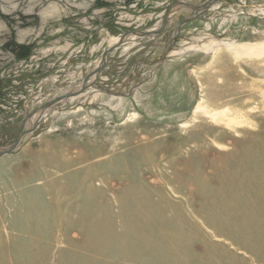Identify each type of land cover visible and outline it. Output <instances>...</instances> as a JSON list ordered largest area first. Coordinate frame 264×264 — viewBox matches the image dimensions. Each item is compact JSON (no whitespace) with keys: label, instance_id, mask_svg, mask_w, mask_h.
<instances>
[{"label":"rangeland","instance_id":"374dc122","mask_svg":"<svg viewBox=\"0 0 264 264\" xmlns=\"http://www.w3.org/2000/svg\"><path fill=\"white\" fill-rule=\"evenodd\" d=\"M173 1L0 0V79L13 87L0 145L16 140L29 97L32 112L79 84ZM193 14L173 15L157 47L136 38L110 54L98 83L126 92L138 74L131 96L92 86L0 158V264H264V56L198 47L263 42L264 0L215 1L151 75ZM201 100L218 117L195 113Z\"/></svg>","mask_w":264,"mask_h":264},{"label":"water","instance_id":"95a60500","mask_svg":"<svg viewBox=\"0 0 264 264\" xmlns=\"http://www.w3.org/2000/svg\"><path fill=\"white\" fill-rule=\"evenodd\" d=\"M215 1H219V0H206L202 4H194L188 0H174L171 3V5L167 8V10L164 12L158 24H156L153 28L129 30L123 33L118 38V41L115 44L108 46L101 55V61L97 64V66L93 70H91V72L85 75V77L79 84L71 85L69 88L60 92L52 99H49L47 102L41 105L40 108L32 112H28L27 107L29 103L30 102L35 103L39 101L40 97L38 96L29 97L24 102L23 105V112L25 113V116L22 119L21 125L19 127L17 138L13 143H10L8 145H0V158L6 154H13L19 151L20 148H22L23 145L26 143L28 137L34 134L40 122L44 119V117H46L47 115L46 113H50L51 111H53L58 104H60L67 98H72L84 94L92 86H96L102 92L115 97L131 96L134 90L143 82V80H139L138 74L136 75L137 83L126 92L114 91L98 83V78L101 76L103 71H105L108 68V61L110 54L114 50L122 46L128 40H135L136 38L155 39V42L148 45V47L159 46V37H161L168 28L169 23L172 21L173 15H175L178 11L184 8H191L194 11V14L191 16H187L179 24H177L175 33L172 35L171 38L167 40V44L164 46V52L162 57L158 59L156 62L152 63V65L154 66V70H152L151 72L152 75L155 69L158 68V66L161 63H163L166 59L169 58L170 49L172 45L178 40L184 25L202 17L203 12L206 11ZM32 118H34V121H31Z\"/></svg>","mask_w":264,"mask_h":264},{"label":"bare ground","instance_id":"6f19581e","mask_svg":"<svg viewBox=\"0 0 264 264\" xmlns=\"http://www.w3.org/2000/svg\"><path fill=\"white\" fill-rule=\"evenodd\" d=\"M117 41H118V38H115V42H117ZM198 47L200 49H204V50H213L214 52H217V53H219L222 50H224V51L228 50L229 52H231L236 57L237 56L238 57H240V56H251V57H253V56H255V57L256 56L257 57L264 56V41L260 42V43H234V42H226L224 40L213 39V40L209 41V43H203V44L199 45ZM187 48L182 49L180 51H176L175 54H181ZM200 111H202L204 113H210L213 118L218 117V114L215 111L207 112V105L202 100L197 104V106L195 108V113H199ZM220 200L222 201V204H223V195L222 194L220 195ZM215 202H217V201H215ZM217 205L218 204H216V206ZM237 209L239 211H243L245 209V207H239ZM210 223H212V222H210ZM224 256H225V254H224ZM7 264H11V263L9 262Z\"/></svg>","mask_w":264,"mask_h":264},{"label":"trees","instance_id":"16d2710c","mask_svg":"<svg viewBox=\"0 0 264 264\" xmlns=\"http://www.w3.org/2000/svg\"><path fill=\"white\" fill-rule=\"evenodd\" d=\"M26 50H25V53L22 54L23 57H28L30 55V52L29 50H27L28 48L27 47H24ZM13 87H11V85H9L8 82H4L3 80L0 79V105L1 104H4L5 102L8 101V97H9V91L12 90ZM9 118V117H8ZM9 123H12L13 120H8L6 119ZM5 120V121H6Z\"/></svg>","mask_w":264,"mask_h":264},{"label":"crops","instance_id":"0c3cea01","mask_svg":"<svg viewBox=\"0 0 264 264\" xmlns=\"http://www.w3.org/2000/svg\"><path fill=\"white\" fill-rule=\"evenodd\" d=\"M180 13H181V12H180ZM180 13H179V14H180Z\"/></svg>","mask_w":264,"mask_h":264}]
</instances>
